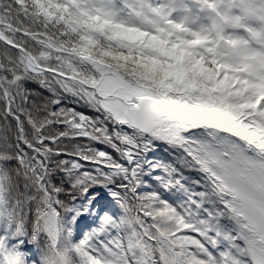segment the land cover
I'll return each mask as SVG.
<instances>
[{
  "label": "snow or ice",
  "instance_id": "obj_1",
  "mask_svg": "<svg viewBox=\"0 0 264 264\" xmlns=\"http://www.w3.org/2000/svg\"><path fill=\"white\" fill-rule=\"evenodd\" d=\"M0 264H264V0H0Z\"/></svg>",
  "mask_w": 264,
  "mask_h": 264
},
{
  "label": "trees",
  "instance_id": "obj_2",
  "mask_svg": "<svg viewBox=\"0 0 264 264\" xmlns=\"http://www.w3.org/2000/svg\"><path fill=\"white\" fill-rule=\"evenodd\" d=\"M65 104H66V106H69V107H75L77 111L85 112V113L88 114V115H94V113L91 112V110H89L88 108H86V107L83 106V105H77V104L75 103V101L72 100V99H68V100H66V101H65ZM97 147H100L101 149L104 148V146H102V145H97ZM105 150H107V149H105Z\"/></svg>",
  "mask_w": 264,
  "mask_h": 264
}]
</instances>
